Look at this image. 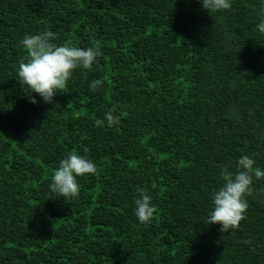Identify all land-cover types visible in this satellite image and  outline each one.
Instances as JSON below:
<instances>
[{
    "label": "trees",
    "instance_id": "trees-1",
    "mask_svg": "<svg viewBox=\"0 0 264 264\" xmlns=\"http://www.w3.org/2000/svg\"><path fill=\"white\" fill-rule=\"evenodd\" d=\"M262 8L0 0V264H264V178L253 176L237 228L207 223L222 167L247 155L264 170ZM45 31L57 45L99 41L100 55L52 103L32 93L33 104L19 83L21 40ZM111 109L120 123L109 127ZM70 153L97 171L64 198L50 185ZM138 187L157 209L147 223Z\"/></svg>",
    "mask_w": 264,
    "mask_h": 264
},
{
    "label": "clouds",
    "instance_id": "clouds-1",
    "mask_svg": "<svg viewBox=\"0 0 264 264\" xmlns=\"http://www.w3.org/2000/svg\"><path fill=\"white\" fill-rule=\"evenodd\" d=\"M202 8L209 13L228 10L232 7V0H199ZM261 22L257 25L259 32L264 33V8L261 9ZM56 34L45 31L36 35H25L21 45L27 52V60L19 62L18 77L22 86H27L30 94L27 95L31 103L37 100L32 93L38 94L45 103H52L57 92L67 86V82L74 70L78 67L90 69L100 55V42L96 41L93 47L79 48L76 46L57 45L53 41ZM102 80H94L90 84L92 91L98 90ZM107 126L112 127L120 123V115L115 114V109L105 113ZM98 123H100L98 121ZM88 152V149H84ZM254 160L247 155H242L235 171L228 166L221 169L223 185L212 194L214 210L209 214V225L219 224L221 233L239 226L245 218L248 208L246 196L252 194L253 176L256 179L264 178V170L254 167ZM96 164L88 157L77 153H70L63 159L58 169L54 171L50 188L52 192L64 198H75L79 195L80 187L77 177L86 174H95ZM138 198L135 200V215L141 223L150 222L157 212L152 204V198L144 188H137Z\"/></svg>",
    "mask_w": 264,
    "mask_h": 264
}]
</instances>
